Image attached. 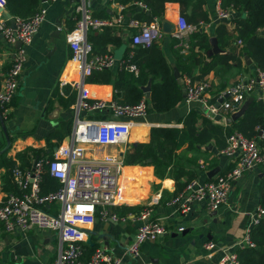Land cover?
<instances>
[{
    "label": "crops",
    "instance_id": "1",
    "mask_svg": "<svg viewBox=\"0 0 264 264\" xmlns=\"http://www.w3.org/2000/svg\"><path fill=\"white\" fill-rule=\"evenodd\" d=\"M152 2L160 4L158 0H152ZM41 7L47 11L45 21L29 45L7 44L0 34V76L6 75L9 71L19 49L24 48L26 55L21 75L18 78L16 95L11 101L6 119L0 125V156L4 154L6 160L12 163L11 169H6L3 161L0 160V206L9 195L20 194L13 180V169L30 171L35 161L51 160L56 149L64 147L68 143L67 137L71 136L74 125L73 107L78 99V90L72 87L71 83L79 79V73L71 62V50L67 38L76 27L77 21L82 19L83 13L80 10L82 9L91 18L106 21L105 26L99 29L89 28L86 34V41L91 45L92 55L111 54L116 60L109 70L95 72L85 80V87L90 96L99 100L113 101L119 105H134L144 99L148 110L145 117L131 121L130 133L125 145L104 147L87 145L86 147L85 156L88 159H99L105 154H116L122 158L123 168L119 184L124 202L108 207L106 218L99 215V209L95 221L91 225L82 227L86 233V240L80 244L81 261H87L96 249H106L108 254L120 259L122 264H221L220 260L225 249L214 250L210 253L204 249V244L210 241L218 247H228L243 237L249 215L256 214L255 211L260 207L257 186L264 177V163L244 174L233 185L227 205L210 211L206 203L201 202L195 204L191 212L178 215L174 213L173 207L169 204L173 197L193 179L203 182L209 180L208 173L213 170L217 172L210 179L232 169L237 161L236 157L222 155L223 149H220L214 140L206 145H196L195 149L184 145L174 154V157L178 159V166L169 167L164 176L155 174L154 167L149 165V160L145 162L146 164L127 165L124 158L133 152L135 145L149 142L151 128L181 129L183 119L189 112L197 113L215 126L223 128L232 126L234 122L227 123V119L232 114L207 116L199 104L185 103L183 81L188 78L191 82L207 83L209 85L208 97L212 100L213 93L220 86L224 85L220 89V93H224L239 79L254 75L257 69L253 61L241 54L243 43L238 45L240 39L236 22L244 18L245 13L233 8L222 7L221 0H202V10L206 13L208 21L206 23L200 21L198 25H194L190 23L195 18L191 8H188L183 15L178 3L165 2L162 16L153 17L149 23L156 19L162 20L163 17L172 24V20L177 15H182L189 24L199 26L198 31H202L209 40L210 48L203 53L205 62H208L214 55H233L240 60L241 64L239 68L233 66L231 70L219 74L210 71L202 80H193L178 70L174 46L172 47L176 39L172 35L173 30L169 34L163 32L162 37L154 42V45L159 49L173 76V69H177L179 79L174 78L178 85L183 87V94L181 101L174 108L158 113L151 111L150 96L146 99L141 90L150 81L151 92L153 76L148 74L144 85L137 86L136 84V87L143 93V97L132 104L131 101L135 99V95L129 90L133 87L125 85L123 89L126 79L120 75L122 72L128 73L120 65L128 55L132 54V61L136 66L135 58L136 60L140 58L137 55V49L143 47L134 46L131 43V37L136 30L129 26L128 21L137 20L141 23H148L138 18L142 15L149 17L151 14L144 2L37 0L35 12ZM219 7L227 10L229 19L224 20L217 17L216 10ZM3 11L11 18L28 19V16L24 18L14 16L6 6ZM120 15L123 16V21L118 23L116 20ZM3 19L5 25L11 26L9 20L4 17ZM160 23L162 27V21ZM57 24L60 30L56 38ZM257 33L264 37V29L258 30ZM189 36L184 37L182 41L178 40L179 44L186 43ZM109 38L116 42L103 46L102 44ZM212 39L215 40L218 51L209 57L208 52L213 46ZM122 46L124 47L121 59L117 60L115 53ZM145 73H148L147 69ZM193 77H199L198 70L194 71ZM98 78L102 81L96 82L95 79ZM83 118L89 121L113 119L107 112L87 114ZM196 126L201 128V119L198 120ZM257 128L264 132V114L259 119ZM258 133L256 139L259 137ZM199 161H205L206 166L200 168ZM45 171H47L46 166L43 167L41 181ZM182 173L192 175L193 178L188 179L187 175H182ZM177 175H182L179 176L178 182L175 180ZM178 184L179 186L185 185L177 191ZM148 208H150V219L162 223L166 232L155 241H145L140 247L139 255L130 258L126 254V249L132 243L137 229L143 224V221L139 219L140 214ZM59 209L60 205L57 203L44 207V210L51 215H56ZM111 214L116 216V222L111 221L109 217ZM262 220L264 216L260 221ZM178 228L184 230L178 232ZM88 238H90L89 244L86 243ZM61 246L59 234L56 231L33 228L26 232L19 230L6 232L0 223V264H53ZM209 253L210 258L207 256Z\"/></svg>",
    "mask_w": 264,
    "mask_h": 264
},
{
    "label": "built area",
    "instance_id": "2",
    "mask_svg": "<svg viewBox=\"0 0 264 264\" xmlns=\"http://www.w3.org/2000/svg\"><path fill=\"white\" fill-rule=\"evenodd\" d=\"M57 0H51L55 2ZM6 0H0V34L7 44L20 43L27 46L31 43L37 30L45 21L47 11L39 8L28 19L10 18L14 27L5 25L3 10ZM140 6L144 7L140 4ZM82 11V19L77 21L76 27L68 35L71 50V62L75 65L79 79L71 83L78 90V99L73 107L74 125L71 139L64 147H59L51 160H37L33 169L21 171L13 169V180L18 186L20 194L9 195L0 206V223L6 232L19 230L22 232L30 229L56 231L59 234L61 248L53 264H122V261L113 258L106 249H96L90 258L82 262V249L80 244L85 242L86 233L83 226L91 225L96 218V213L106 218L107 208L117 206L124 202L120 190L119 178L123 168V160L116 154H105L99 159H88L85 156L87 145L111 146L125 145L129 137L131 121L143 118L147 114V104L144 99L134 105H119L113 101H104L90 96L85 87V80L93 72L109 70L116 63L111 54L92 55L91 45L86 41L89 28L99 29L106 25V21L93 19ZM219 19H229L227 10L220 7L216 10ZM156 19L151 23H141L129 20L128 24L135 29L131 37L134 46L149 48L158 41L162 35L160 21ZM123 21V16L116 20ZM166 21V20H165ZM173 21V23H172ZM171 23L174 26L172 35L179 41L196 32L199 26L189 24L182 15H177ZM201 25V23H200ZM238 45L242 42L238 40ZM181 53L186 54L189 46L180 43ZM26 55L24 48L17 51L9 71L0 76V125L6 119L12 99L17 92L18 78L21 75ZM128 73L137 76L138 67L132 61V54L120 64ZM184 85V101L187 104L197 103L207 116L231 115L237 112L242 104L251 99L264 101V72L256 70L254 75L236 81L226 92L220 93L218 99L211 102L208 97L209 85L203 82H191L186 78ZM228 94L222 103L218 100ZM97 112H107L112 120L89 121L83 116ZM259 132L258 139L246 138L238 132H233L226 137V146L221 151L225 157L235 156L237 161L234 167L223 174L203 182L189 181L169 203L178 215L191 212L192 207L205 202L210 211H215L228 204L229 194L233 185L247 172L264 163V132ZM261 145H260V143ZM54 178L59 187L55 191L42 194L40 183L43 167ZM205 161H199V167L204 168ZM57 203L60 209L56 215H51L44 210L46 205ZM252 216L249 215L248 225L241 239L228 247H218L208 241L204 244L206 251L222 250L221 264H239L236 251L238 249L255 248L250 240V230L257 225L264 216L259 207ZM111 221H117L115 215L109 216ZM139 219L143 224L137 229L132 243L127 247L126 254L130 258L139 255L140 247L145 241H155L160 235L165 234L166 228L157 220L150 219V208L140 214ZM183 228H178L182 232ZM207 256L210 258L211 254Z\"/></svg>",
    "mask_w": 264,
    "mask_h": 264
},
{
    "label": "trees",
    "instance_id": "3",
    "mask_svg": "<svg viewBox=\"0 0 264 264\" xmlns=\"http://www.w3.org/2000/svg\"><path fill=\"white\" fill-rule=\"evenodd\" d=\"M133 1H142L149 7L151 12L149 17H144L143 15L141 17L138 16L139 20L148 23L153 17L162 16L165 2L178 3L183 15L188 8H191L195 16L191 20V24L198 25L200 21L204 23L208 21L206 13L202 10V0H158L160 4L153 3L152 0H117L120 3ZM36 5L37 0H6V7L11 14L23 18L27 16L28 18L31 17L35 13ZM221 6L233 8L245 13V17L238 19L236 22L238 38L243 43L241 54L251 59L256 69L264 72V37L257 33L258 30L264 29V0H221ZM115 42L114 39L109 38L102 45L105 46L107 43ZM186 43L189 46L187 54L181 53L177 39H174L172 47L174 46V55L178 70L193 80H202L210 71L219 74L231 70L233 66L236 68L240 67V60L233 55H214L208 62H205L203 53L210 48V44L207 36L202 31L197 30L191 33ZM137 55L140 57L137 60L135 58L139 69L138 75L134 76L126 72L120 74L126 79L123 84V89L125 85L128 87L131 85L133 87L129 90L135 95V99L131 103H136L143 97V93L136 87V84L137 86L144 85L147 82V75L150 74L154 78L151 84L149 100L151 111L164 113L171 110L181 101L183 87L178 85L170 67L154 43L149 48L137 49ZM146 69L148 73H145ZM195 70L199 71V77L197 78L193 77ZM95 81L100 82L102 79L98 78ZM223 86L215 90L211 102L218 99L220 89ZM263 114L264 101L254 100L240 119L232 123V126L223 128L213 125L210 121L201 118L197 113L189 112L183 119V127L181 129L151 128L149 142L135 145L133 152L124 158L125 164H146L145 162L149 160V165L154 167L155 174L164 176L169 167L176 168L178 166V159L174 157V154L184 145L195 149L196 145H206L211 140H214L220 149H224L226 146V137L234 131L241 133L246 138L256 136L258 133L256 127L259 125V119ZM199 119L202 120L201 128L196 126ZM0 160L3 161L6 169H11L12 163L6 160L4 154L0 156ZM185 174L182 173V175ZM182 175H177L176 182H178L179 176L181 177ZM187 178L192 179L193 176L187 175ZM184 185L181 184L179 186L178 184L177 191ZM40 188L41 193L55 191L58 189V182L50 176L48 171H45L42 176ZM257 188L259 191L258 203L264 210V177L259 182ZM250 238L255 248L238 249L236 253L239 264H264V220L252 227Z\"/></svg>",
    "mask_w": 264,
    "mask_h": 264
},
{
    "label": "water",
    "instance_id": "4",
    "mask_svg": "<svg viewBox=\"0 0 264 264\" xmlns=\"http://www.w3.org/2000/svg\"><path fill=\"white\" fill-rule=\"evenodd\" d=\"M3 17H4L5 19L9 20V22H10V24H11V27H14V25L12 24L11 19H10L11 17H10V15H9L8 13H4V11H3ZM56 27L58 28V29L55 31V37L57 38V37H58V32H59V30H60V29H59L60 26L57 24ZM173 29H174V26H173L172 24H170L169 22H167V21H165V20L162 21V31H163L164 33L169 34ZM211 43L213 44V46H212V50H210V51L208 52V56H209V57L212 56L213 54L217 53V51H218V49H217V45H216L214 39L211 40ZM123 47H124V46H122V47H121V48L115 53V55H116V59H117V60H120V59H121V54H122V52H123ZM173 73H174V77H175L176 79H179V73H178V71H177L176 68L173 69ZM141 90L143 91V93H144V95H145V98H146V99H149V96H150V95H149V93H150V81H148L147 85H146L145 87H142ZM228 96H229V95L226 94L223 98H221V99L218 100V103H222L223 100H224V98H228ZM251 101H252L251 99L245 101V102L243 103V105L240 107V109H239L237 112L233 113V114L227 119V123H229V122H235V121H237L239 118H241V117L245 114V112H246L248 106L251 104ZM70 139H71V136H70V137H67V140H68V141H69ZM216 172H217V170H213V171L209 172V173H208V177H209V179L212 178V176H214V175L216 174ZM260 176H261V175H260ZM260 176H259V177H260ZM259 177H257V178H259ZM255 182H256V180H255ZM86 243H88V244L90 243V238H88V240H87Z\"/></svg>",
    "mask_w": 264,
    "mask_h": 264
}]
</instances>
